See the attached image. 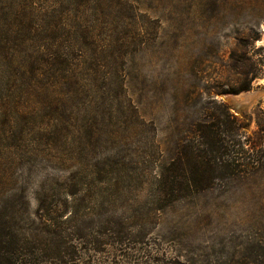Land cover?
<instances>
[{
  "label": "rangeland",
  "instance_id": "rangeland-1",
  "mask_svg": "<svg viewBox=\"0 0 264 264\" xmlns=\"http://www.w3.org/2000/svg\"><path fill=\"white\" fill-rule=\"evenodd\" d=\"M8 4L17 18L0 20V129L12 140L0 170L26 182L31 211L36 196L68 205L63 250L74 248L63 260L264 261V163L215 170L207 189L174 200L156 193L181 139L212 120L208 95L239 124L225 141L251 152L264 109V0H0ZM240 62L256 78L226 92L242 82Z\"/></svg>",
  "mask_w": 264,
  "mask_h": 264
},
{
  "label": "trees",
  "instance_id": "trees-1",
  "mask_svg": "<svg viewBox=\"0 0 264 264\" xmlns=\"http://www.w3.org/2000/svg\"><path fill=\"white\" fill-rule=\"evenodd\" d=\"M8 2L9 0H5V3ZM0 10V20L5 23L10 17L17 18L10 15L9 4ZM5 39L4 28L0 27V40L4 42ZM233 56L234 53H231V58ZM240 63V68L244 67L239 71L243 78L242 82L236 87L227 88L226 92L238 93L249 90L251 82L256 78L253 72L249 75V64ZM263 63L264 59L258 60L260 66ZM208 97L214 104L213 108L207 110V116L212 120L196 126L198 133H193L195 138L181 139L176 156L159 173L156 189L158 199L174 200L183 195L201 192L210 186L213 172L220 168L233 175L264 163V109L258 108L255 112L256 138L250 142L251 152H248L240 142L231 137L225 141L222 137L226 134L231 135L232 130L239 128V124L225 104L217 102L212 95ZM199 136L203 140H199ZM5 140L11 141L12 138L4 136L0 129V147ZM6 147H12V144ZM13 147L15 148L14 144ZM13 152L10 154L13 155ZM216 153H219V156ZM2 155L3 151L0 148V165ZM223 155L227 156L221 157ZM10 161L15 163L13 157ZM11 188L15 193L7 195ZM27 189L26 182L17 186L11 177L10 168L0 170V264H68L66 263L68 260H63V257L68 254L67 250L74 248L68 246L63 250L66 240L65 229L62 226L67 223L65 215L68 205H63L53 195H45L43 198L36 196L37 206L31 211ZM74 202L73 199L71 204ZM70 211L72 210H69V214ZM243 264L251 263L244 261ZM257 264H264V261H258Z\"/></svg>",
  "mask_w": 264,
  "mask_h": 264
},
{
  "label": "water",
  "instance_id": "water-1",
  "mask_svg": "<svg viewBox=\"0 0 264 264\" xmlns=\"http://www.w3.org/2000/svg\"><path fill=\"white\" fill-rule=\"evenodd\" d=\"M263 103H264V99H263Z\"/></svg>",
  "mask_w": 264,
  "mask_h": 264
}]
</instances>
